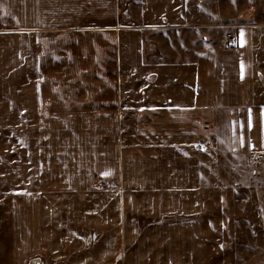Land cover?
Here are the masks:
<instances>
[{
  "label": "crops",
  "instance_id": "obj_1",
  "mask_svg": "<svg viewBox=\"0 0 264 264\" xmlns=\"http://www.w3.org/2000/svg\"><path fill=\"white\" fill-rule=\"evenodd\" d=\"M0 34L20 38L18 82L0 69V117H25L26 131L0 145V226L19 206L38 227L28 212L40 213L47 180L100 199L70 216L54 264H264V240L237 250L264 239V0H0ZM45 109L99 116V151L69 146L46 169L27 118ZM205 159L226 160L227 182ZM23 238L17 251L0 240V264L44 263V246Z\"/></svg>",
  "mask_w": 264,
  "mask_h": 264
},
{
  "label": "rangeland",
  "instance_id": "obj_2",
  "mask_svg": "<svg viewBox=\"0 0 264 264\" xmlns=\"http://www.w3.org/2000/svg\"><path fill=\"white\" fill-rule=\"evenodd\" d=\"M19 45L20 38L18 35L0 34V69L7 72L9 67H11L10 77L15 83L19 80ZM48 74H50V69L48 70ZM17 94L18 93H16V95ZM50 113L51 110L45 109L42 116L27 117L33 123L35 120H37L38 128L35 131H37V135H43L42 142L44 147V161L46 169L49 168L50 165L62 166L61 164H57V160H54L53 163H51L50 159L59 158L61 160L63 157H66L69 146L82 149V151L88 154H94L99 151V141H95V138L98 135L95 126L99 125V116L75 115L71 117L64 115L54 117L50 115ZM24 118L25 117L16 115L11 117H0V123H2L5 119H9L12 127V132L0 133V145H4L3 142L7 139H11L16 143L22 139V136L26 133V131H18V127L21 123V119ZM83 120L86 121V125H92L87 127L84 132L79 131L81 124H83ZM35 131L28 132L29 136L36 134ZM86 136L92 137L93 143L90 145V147L82 146L86 140ZM1 150L3 149L1 148ZM69 150L71 153L74 152V148H69ZM18 155L19 152L14 151L13 156L17 157L14 160L16 165H18V160H16L19 158ZM78 155L79 152L77 151L74 155L71 154V158H77ZM225 161L226 160H221V162L211 163L205 159V167L207 168L208 173L213 174L220 182H227L228 173L229 170H231L228 168L229 164L224 163ZM242 171L243 170H241V172ZM16 182H19V179H16ZM49 186L50 184L47 180H45L44 189L48 192V194L41 198L42 205L40 213L36 211L35 213L28 212L33 222L38 224V227H36V225L30 226L29 223L27 225H22L20 223V221H22L24 224V220L22 219L23 215L18 212L19 206H14L10 213H6L8 217H11L10 224L8 226H0L1 242L4 244L6 241L5 238H9L12 250L14 251L20 250L19 246L24 240V233H27L29 239L33 240L34 243L32 241L31 243L34 247L43 245L44 249H42L40 255L42 258H44L42 259L44 263L40 261L41 264H54V259H60V254L65 251L64 246L67 244L70 236L73 235V228L68 227V223H71L69 219L75 210H78L81 206L94 209L95 207H99L100 204L99 195H90L89 199H85L84 197L77 196L74 190L73 192L68 190V192L52 193V190L47 188ZM13 190L15 191L13 192V199L15 201L14 203H16L17 199L14 196L17 195L18 188H13ZM60 190L61 189H57L54 191ZM87 191H89V193L93 192L90 190ZM18 194H20V191ZM18 205H20V201H18ZM99 219L100 218L98 217L96 220L99 221ZM96 230L98 231V229ZM123 230L124 229L122 228V231ZM128 230L130 231L131 229L128 228ZM92 231L94 230L92 229ZM260 235H262L261 231H259V233L252 238L254 246L248 247V245L243 244L238 247L237 250L242 253L243 257H247L250 252L256 251L257 248L263 244L262 240L264 239L261 238ZM62 264H66V262H63Z\"/></svg>",
  "mask_w": 264,
  "mask_h": 264
},
{
  "label": "built area",
  "instance_id": "obj_3",
  "mask_svg": "<svg viewBox=\"0 0 264 264\" xmlns=\"http://www.w3.org/2000/svg\"><path fill=\"white\" fill-rule=\"evenodd\" d=\"M228 42H229V45L233 46L235 45L236 43V37L235 35L233 34H228ZM203 144L200 143V146H202ZM251 156L254 158V159H261L263 158V155L261 153H258V154H255V153H251Z\"/></svg>",
  "mask_w": 264,
  "mask_h": 264
},
{
  "label": "water",
  "instance_id": "obj_4",
  "mask_svg": "<svg viewBox=\"0 0 264 264\" xmlns=\"http://www.w3.org/2000/svg\"><path fill=\"white\" fill-rule=\"evenodd\" d=\"M34 264H41L40 261H33Z\"/></svg>",
  "mask_w": 264,
  "mask_h": 264
},
{
  "label": "snow or ice",
  "instance_id": "obj_5",
  "mask_svg": "<svg viewBox=\"0 0 264 264\" xmlns=\"http://www.w3.org/2000/svg\"><path fill=\"white\" fill-rule=\"evenodd\" d=\"M250 126V125H249Z\"/></svg>",
  "mask_w": 264,
  "mask_h": 264
}]
</instances>
